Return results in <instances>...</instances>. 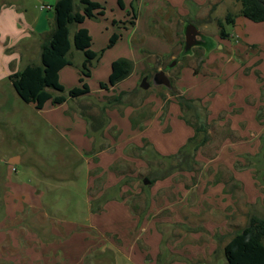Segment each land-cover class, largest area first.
Listing matches in <instances>:
<instances>
[{
  "label": "rangeland",
  "instance_id": "1",
  "mask_svg": "<svg viewBox=\"0 0 264 264\" xmlns=\"http://www.w3.org/2000/svg\"><path fill=\"white\" fill-rule=\"evenodd\" d=\"M56 1L28 0V3L37 17L44 15L53 18L54 11L41 9V6L53 5ZM96 1L103 5L104 14L97 18H86L79 24L89 29L93 38L92 49L98 54L91 67V77L86 79L90 88L89 95L76 99L68 97L67 101L58 105L48 102L42 109H37L34 104L25 102L18 95L9 78H2L0 81V264H66L67 260L69 264L76 263L74 260L77 261V257L65 253V249L60 247L67 241L66 238L52 239L54 249L50 250L53 251L50 254L45 253L41 237V243L36 238L41 234H50L53 228L59 230L62 222L85 219L88 210L96 207L87 203L88 173L84 163L86 160L84 157L81 158L77 150L81 151L91 139L100 138V130L97 134L94 132L95 121L98 120L96 125L104 123L105 129L113 125L118 126L123 130L119 138L123 139L132 129L133 107L130 105H141L140 103L147 98L149 103H155L153 110L156 111L161 105V99L155 96L160 93L167 97L164 112H169L166 108L170 103L168 97L172 96L170 90L152 83L153 74L159 67L158 58L154 55L158 54L160 58H164L161 60V69H164L171 78L175 92L198 99L212 93L222 78L234 73L244 61L249 60L254 53V43L264 45V22H254L242 17L239 12L241 9H238L241 4L237 0H203V5L193 8L192 16L195 19L191 21L187 18L180 24L179 16L171 20L172 16H166L162 12V8H166L162 0H122L123 6L119 0ZM74 3L75 10L82 11L81 1L74 0ZM132 4L139 12L134 25L129 24L133 15ZM229 13L235 15V21L224 23L227 31L233 34V37L228 39L220 36L219 21H224ZM163 20L171 23L175 29L178 24L180 25L179 52L177 51L173 58L167 56L173 52L176 43L160 32L159 27ZM188 22L193 23L213 42L214 50L204 63H201L204 47H195L193 52H198L197 56L190 59L188 55H182L185 42L183 30ZM50 23L53 28L54 20ZM70 26L73 39L78 25ZM114 34L119 37L111 46ZM46 36L47 34L44 38ZM220 43L226 46L222 49ZM68 58L73 64L65 66L60 71V83L64 85L65 95L71 88L80 85L79 78L85 55L83 51L73 46ZM123 58L133 61L132 73L116 85H107L103 88L102 83H109L112 63ZM173 60L177 63L168 69ZM144 76L150 83L148 88L141 86ZM120 94L121 102L116 101ZM202 113L204 117V111ZM235 113L236 110L228 111V114L222 111L218 118L211 121L210 140L197 152L196 159L199 164L195 170L166 178L163 183L169 184L168 187L160 190L154 197L151 196V199L161 206L181 198L182 192L178 188L182 186H197L203 182L208 188L213 182L224 180L228 184L227 191L233 190V198L237 200L236 210L232 205L226 206L218 195L211 197L213 200L210 202L203 201L202 206L194 207L191 211L184 208L179 215L185 219L187 225L169 223L171 225L164 230L167 237H170V242L175 240L176 234L180 236L188 231V224L189 229L206 230L204 226L207 222H204L208 220L210 232L218 235L247 224L251 213L264 216V176L261 179V172L255 167L257 156L260 155L264 160V147L261 148L263 133L256 129V132L250 130L246 122L234 124L229 116L230 114L235 116ZM164 118L165 113H162L161 120ZM209 118L211 120L213 116L210 115ZM221 119L223 120L219 121ZM143 121L146 124L151 122ZM163 130L168 132L170 124L166 123ZM107 134L111 135L110 130ZM97 142H100V139ZM146 148L148 153L150 149L147 146ZM130 151L131 154L134 153L132 149ZM246 153H251V160L245 157ZM13 157L20 158V162L10 163ZM237 161H241L242 164L251 161L255 167V170L253 168L246 170L251 172L253 178L252 189L245 190L244 185L240 188L233 187L235 181L231 179L232 175L227 166L235 167ZM122 164L123 160L120 159L112 168L116 171L123 170ZM259 165L264 166L261 163ZM165 167L166 165L163 168ZM125 170L127 172L125 182L131 187L130 191L125 193V197L132 195L129 200L134 201L137 211L142 212L147 205V189H143L142 185L144 179L148 177L149 170L148 168L137 170L133 163L125 167ZM102 182L104 179L100 181ZM249 200H253V203L250 204ZM41 202L45 204L43 210L33 208ZM30 203L35 204L29 206ZM160 214L167 215V218L175 216L170 210H164ZM86 224L81 226L82 231ZM187 238L189 242L199 241L190 235L185 240ZM72 240L73 237L69 239L68 244ZM112 245L113 256L107 250V252L92 250L93 252L87 253L85 264L121 262V257L118 256L122 245L121 239L114 236ZM138 245L146 246L141 240ZM33 246L36 254L32 253ZM110 257L113 261L109 262Z\"/></svg>",
  "mask_w": 264,
  "mask_h": 264
},
{
  "label": "crops",
  "instance_id": "2",
  "mask_svg": "<svg viewBox=\"0 0 264 264\" xmlns=\"http://www.w3.org/2000/svg\"><path fill=\"white\" fill-rule=\"evenodd\" d=\"M162 1L166 5V8L161 7L162 12L166 16H172L171 20L179 16V24L187 18L195 19L192 16L193 8L204 4L203 0ZM96 2L100 3V1ZM238 9L240 10L241 6ZM53 20L54 25L55 16L53 18H47L44 15L37 17L31 9L28 0H0V81L2 78H9L11 73L23 69L30 63H41V41L44 35L52 29V23L50 22ZM179 24L177 29H175L171 23L163 20L162 25L159 27L160 32L164 36L174 42V44L176 43L173 52L167 56L169 58H173L180 47ZM78 27L84 26L78 25ZM232 37L233 34L229 33L228 39ZM212 46L213 43L208 49L204 47V53H201V63L206 62L214 50ZM224 46L226 45L221 44L220 48L223 49ZM234 46L232 47L234 48ZM253 48L254 53L249 60L244 61L240 65L241 67L238 70L236 69L237 71L224 79L222 78L212 93L198 99L201 102H205L204 105H208L207 120L209 124L212 120L218 118V115L222 111H226L228 114V111L236 110L235 116L231 114L229 116L233 120V123L246 122L250 130L255 132L257 130L263 133L261 135L262 139V137L264 138V129H262L264 127V45L254 43ZM233 52L236 54V50ZM193 53L188 55V59L192 56H197L198 52ZM154 56L158 58V70H161V60H164V58H160L158 54ZM247 69L249 71H246ZM106 73L108 74V72ZM180 94L185 95L183 93ZM158 96L161 99V105L156 111L153 110L155 103H149L147 98L140 103L141 105H130L133 107L131 114L132 129L129 131L127 137L123 139L119 138L123 130L118 126L113 125L107 129L104 126L100 130V138L91 139L81 148V151L77 149L81 158L83 159L84 157L86 160L84 163L86 165V172L88 173L86 185L88 191L87 203L92 207L94 205L96 206L95 208L100 209L88 210L85 219L62 222L59 225V230L53 228L50 230L52 233L39 235L36 240L41 243V237L45 253L50 254L53 252L50 251L54 249V244L51 243L52 239L55 237L66 238L67 241L60 247L65 249V253L77 257V261L74 260L76 262L74 264H85L87 253L92 250L95 252L107 250L113 256L114 253L111 252L113 249L112 240L115 236L122 241L118 254L122 261L115 264H228L224 253L225 245L231 238V234L243 228L246 224L235 227L236 229H233V231L219 233L218 235L210 232L208 220L204 222H207V225L204 226L207 231L189 229L190 224H188L189 227L185 226L188 228V231H185L180 236L176 234L175 240H172V242L169 241L170 237L168 238L164 231L166 227L171 225L169 223H184L182 225H187L185 219L179 215L180 211L184 208H189V211H191L194 207L202 206L204 202L212 201L211 197L217 195L220 196L226 206L232 205L236 210L237 200L233 198V190L227 191L228 184L224 180L213 182L208 188L206 187L207 184L203 182L197 186H182V188H178L182 192L181 198L174 199L161 206L157 205L156 201L151 199V196L154 197L160 190L168 187L169 184L163 183L166 178L177 174H188L194 170L176 171L164 179L157 180L147 189V205L146 209L143 210V214H140V210H138L137 214L133 213L131 204L135 202L129 200L132 195L125 197V193L131 189L125 182V177L127 176L125 167L133 163L137 167V170L138 168H148L149 170L147 157H152L151 155L154 151L157 155L160 154L161 156L176 154L186 144L188 139L195 134L194 128L181 118L182 110L177 100L169 95L168 102H170V105H167L166 110L169 111L167 113L164 112V104L167 102V97L165 98L160 93L155 97ZM162 113H165L163 121L161 120ZM210 115L213 116L211 120L209 118ZM143 120H149V122L151 120V122L146 124ZM166 123L170 124L168 132H164L163 130ZM87 124L89 125L88 121ZM108 130H110V136L107 134ZM95 133L97 134L98 132ZM98 139H100V142H97ZM145 140L148 143H145ZM146 144H148L147 147H149V151L151 152H149V155H140L137 148H143ZM263 147L264 139L261 148ZM130 149L134 153L131 154ZM250 155L251 153H246L245 157L250 159L252 158ZM13 158L18 159V162H20V158ZM259 158L262 159V157ZM120 159L123 160L122 165L124 168L123 170L116 171L112 166ZM234 166H227L232 175L231 179L235 181L233 187L240 188L244 185L245 190L248 188L252 189L253 178L251 177V172H246L249 168L254 169L256 167L257 171L261 172V179L264 176V166H260L257 160L255 167L251 161L247 162V164L237 161ZM242 170H245V172ZM134 174L136 175L135 171ZM102 179H104V182L100 183ZM249 203H253V200H249ZM33 204L35 203H30L29 206H33ZM44 205L41 202L33 208H41L40 210H43ZM164 210H170L175 216L167 218V215L160 214ZM44 213L49 214L48 212ZM250 215H253V213ZM260 217L264 218V216ZM84 223H87L86 228L90 227L89 230L85 228L82 231L80 229ZM188 235L199 241L193 243L189 242L188 238L185 240ZM72 237L73 240L68 244L69 239ZM140 240L144 241L146 246L140 247L138 245ZM40 243L39 248H41ZM34 248L33 246L32 253L36 254L33 250ZM110 261H113L111 257ZM69 263L67 260L66 264Z\"/></svg>",
  "mask_w": 264,
  "mask_h": 264
},
{
  "label": "trees",
  "instance_id": "3",
  "mask_svg": "<svg viewBox=\"0 0 264 264\" xmlns=\"http://www.w3.org/2000/svg\"><path fill=\"white\" fill-rule=\"evenodd\" d=\"M80 1L83 4L82 11L75 10L74 0H57L55 2L53 5L55 24L47 33L46 38L41 41V63H30L23 69L9 75V79L18 95L25 102L34 104L37 109H42L48 102L58 105L67 101L68 97L76 99L90 94L86 79L91 77V67L98 58V54L92 49L93 38L89 30L85 27H78L73 39H71L70 25H79L86 18H97L99 15H103L105 11L103 5L99 2L93 0ZM119 1L123 6L122 0ZM237 1L241 4L240 15L254 22H264V0ZM132 9L133 15L129 21L130 25L135 24V19H137L139 13L133 4ZM189 20L193 21L192 19ZM225 21L227 23L234 22L235 15L229 13L224 21H219L220 36L222 38L229 37L230 33L224 26ZM118 37L117 34L112 36L111 46L117 41ZM73 46L83 51L85 58L79 78L80 85L71 88L65 95L63 94L65 92L64 85L60 83V71L65 66L73 64L72 60L68 58V53ZM133 66L134 64L130 59L115 60L112 63L109 83H102V87L114 86L130 76ZM169 90L181 107V118L194 128L195 134L188 139L176 154L161 156L154 151L151 158L147 157L149 164L147 179L149 183L145 184L143 181V189H148L157 180L164 179L176 171L195 170L199 164L196 159L197 152L210 140L207 106L202 105L199 99L188 98L185 95L176 93L173 87ZM56 92H62V94ZM120 99L121 94L115 100L120 101ZM202 111H204V117ZM97 123L98 120L95 121L94 132H98L105 126L104 123L96 125ZM145 143L148 142L145 140ZM146 146L143 148L136 147L139 149L140 155H149L151 151L147 153ZM259 157L261 156H257V162L264 165V160ZM165 165L166 167L163 168ZM131 205L133 213L137 214V208L134 207V204ZM140 214H143V210L140 211ZM224 253L228 264H264V218L254 214L250 215L248 223L231 234V238L225 245Z\"/></svg>",
  "mask_w": 264,
  "mask_h": 264
},
{
  "label": "water",
  "instance_id": "4",
  "mask_svg": "<svg viewBox=\"0 0 264 264\" xmlns=\"http://www.w3.org/2000/svg\"><path fill=\"white\" fill-rule=\"evenodd\" d=\"M183 31L185 34V42L182 51L183 56L192 54L195 47H205L208 49L213 43L212 40L205 34L201 33L193 23H186ZM176 63L177 61L173 60L168 66V69L173 67ZM152 83L155 86H165L168 89L172 88L171 78L167 75L166 71L162 69L153 74ZM141 86L143 88H148L150 86V83L147 82V77L143 78ZM16 162H18V159L11 158L10 163ZM144 183L148 184L149 180L146 178Z\"/></svg>",
  "mask_w": 264,
  "mask_h": 264
},
{
  "label": "built area",
  "instance_id": "5",
  "mask_svg": "<svg viewBox=\"0 0 264 264\" xmlns=\"http://www.w3.org/2000/svg\"><path fill=\"white\" fill-rule=\"evenodd\" d=\"M41 9L53 10V6H51V5H42Z\"/></svg>",
  "mask_w": 264,
  "mask_h": 264
},
{
  "label": "clouds",
  "instance_id": "6",
  "mask_svg": "<svg viewBox=\"0 0 264 264\" xmlns=\"http://www.w3.org/2000/svg\"><path fill=\"white\" fill-rule=\"evenodd\" d=\"M20 15H22V14H20Z\"/></svg>",
  "mask_w": 264,
  "mask_h": 264
}]
</instances>
